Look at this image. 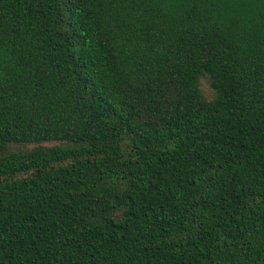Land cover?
<instances>
[{
  "label": "trees",
  "instance_id": "trees-1",
  "mask_svg": "<svg viewBox=\"0 0 264 264\" xmlns=\"http://www.w3.org/2000/svg\"><path fill=\"white\" fill-rule=\"evenodd\" d=\"M0 264H264V0H0Z\"/></svg>",
  "mask_w": 264,
  "mask_h": 264
},
{
  "label": "rangeland",
  "instance_id": "rangeland-1",
  "mask_svg": "<svg viewBox=\"0 0 264 264\" xmlns=\"http://www.w3.org/2000/svg\"><path fill=\"white\" fill-rule=\"evenodd\" d=\"M203 89H204L205 93H207L208 88H207V85L205 83L203 85Z\"/></svg>",
  "mask_w": 264,
  "mask_h": 264
}]
</instances>
